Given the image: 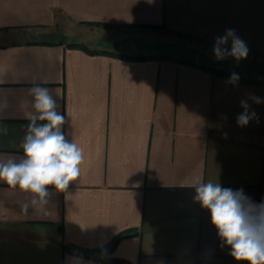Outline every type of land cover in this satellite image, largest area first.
Wrapping results in <instances>:
<instances>
[{
	"label": "crops",
	"instance_id": "obj_1",
	"mask_svg": "<svg viewBox=\"0 0 264 264\" xmlns=\"http://www.w3.org/2000/svg\"><path fill=\"white\" fill-rule=\"evenodd\" d=\"M226 29L246 59L215 58ZM261 82L264 0H0V153L22 155L40 84L85 157L65 192L49 186L50 215L0 182V264H237L181 184L198 171L264 199ZM242 99L258 117L244 127Z\"/></svg>",
	"mask_w": 264,
	"mask_h": 264
},
{
	"label": "clouds",
	"instance_id": "obj_2",
	"mask_svg": "<svg viewBox=\"0 0 264 264\" xmlns=\"http://www.w3.org/2000/svg\"><path fill=\"white\" fill-rule=\"evenodd\" d=\"M231 41L230 49L226 47ZM249 48L234 29H226L224 35L215 38L213 55L218 61L228 57L237 62L246 59ZM238 73H232L229 83L239 81ZM28 94L31 97L26 133L19 145L22 155L0 153V182L11 189L27 194V204L36 212L45 213L49 198V186L57 192H65L70 182L81 175L84 149L69 140L63 130L65 115L57 98L48 87L34 84ZM260 103L259 98H255ZM243 111L237 116L240 127L258 119L246 100H241ZM6 129L0 126V134ZM181 187L194 189V201L210 215L222 246L230 248V256L237 264H264V199L254 202L242 188L223 187L211 179L205 181L198 171L186 178ZM79 262L82 258H75Z\"/></svg>",
	"mask_w": 264,
	"mask_h": 264
},
{
	"label": "rangeland",
	"instance_id": "obj_3",
	"mask_svg": "<svg viewBox=\"0 0 264 264\" xmlns=\"http://www.w3.org/2000/svg\"><path fill=\"white\" fill-rule=\"evenodd\" d=\"M95 25V24H94ZM93 24L91 25V24H77V25H74V26H72L73 27V29L77 32V33H82L83 31L85 32H87V30H90V29H88L90 26H94ZM71 25H66L64 22H60L59 24H58V31H61V32H64L65 31V29L66 28H71L72 29V27H70Z\"/></svg>",
	"mask_w": 264,
	"mask_h": 264
},
{
	"label": "trees",
	"instance_id": "obj_4",
	"mask_svg": "<svg viewBox=\"0 0 264 264\" xmlns=\"http://www.w3.org/2000/svg\"><path fill=\"white\" fill-rule=\"evenodd\" d=\"M92 25V24H91ZM94 25V24H93ZM152 28H154V29H158L159 27H157V26H154V27H152ZM160 29V28H159ZM211 72L213 73V74H216V75H220V76H223V77H225V78H227L228 80H229V75L228 74H226V73H224V72H221V71H218V70H211ZM238 82H253L252 80H242V79H239V81ZM261 83H263L264 84V82H261ZM114 263L115 264H128V263H126V262H121V261H115L114 260Z\"/></svg>",
	"mask_w": 264,
	"mask_h": 264
}]
</instances>
